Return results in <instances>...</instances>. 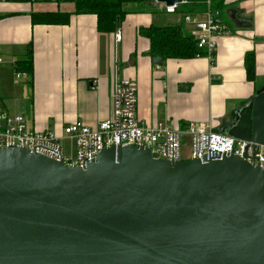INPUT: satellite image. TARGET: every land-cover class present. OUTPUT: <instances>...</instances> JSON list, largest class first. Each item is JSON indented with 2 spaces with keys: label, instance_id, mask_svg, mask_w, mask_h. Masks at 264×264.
I'll use <instances>...</instances> for the list:
<instances>
[{
  "label": "water",
  "instance_id": "95a60500",
  "mask_svg": "<svg viewBox=\"0 0 264 264\" xmlns=\"http://www.w3.org/2000/svg\"><path fill=\"white\" fill-rule=\"evenodd\" d=\"M225 134L264 146V88ZM247 156L171 162L125 146L68 167L0 149V264H264V172Z\"/></svg>",
  "mask_w": 264,
  "mask_h": 264
},
{
  "label": "crops",
  "instance_id": "0c3cea01",
  "mask_svg": "<svg viewBox=\"0 0 264 264\" xmlns=\"http://www.w3.org/2000/svg\"><path fill=\"white\" fill-rule=\"evenodd\" d=\"M220 1L250 26L237 29L223 23L228 33L216 40L210 63L201 56L166 61L148 56L149 41L140 30L178 27L189 35L192 28L180 19L181 13L167 14L156 1L145 13L126 15L114 31L99 32L94 15L72 16L67 25L31 21L32 14L72 13L70 3L4 0L0 108L9 116L23 117L29 131L53 134L63 154L72 158L73 143L64 135L65 127L81 122L95 128L105 121L113 85L130 79L137 86V116L145 126L162 124L184 132L191 123L225 134L240 108L264 87V0ZM116 31L121 33L119 42ZM29 44L31 84L26 74L14 70L27 56ZM248 52L254 54L255 83L245 75L243 58ZM17 105V115L9 114Z\"/></svg>",
  "mask_w": 264,
  "mask_h": 264
},
{
  "label": "built area",
  "instance_id": "2783aa9c",
  "mask_svg": "<svg viewBox=\"0 0 264 264\" xmlns=\"http://www.w3.org/2000/svg\"><path fill=\"white\" fill-rule=\"evenodd\" d=\"M3 1L0 0V3ZM205 4L207 6L205 13L180 14V19L192 26L189 35L195 40L197 49L203 50L206 53L205 57L213 63L216 40L226 35L228 29L219 19V14L210 10V0H206ZM179 6L180 4H175L165 7V12L179 13ZM114 39L120 41L119 31L115 32ZM1 62L0 58V64ZM19 76L16 75V78ZM63 133L73 143L72 158H67L63 154L53 134L29 131L23 117L9 116L0 108V149H27L68 167H82L110 147H141L150 150L158 158L171 162L201 160L210 154H232L242 157L244 148L248 147L246 161L264 172V146H258L256 154L253 155L249 142L238 141L202 125L190 123L184 132L162 124L145 126L137 116V86L130 79H122L113 85L110 115L105 121L95 128L75 122L65 127ZM184 134L189 139L185 159L182 158L180 147V137Z\"/></svg>",
  "mask_w": 264,
  "mask_h": 264
},
{
  "label": "trees",
  "instance_id": "16d2710c",
  "mask_svg": "<svg viewBox=\"0 0 264 264\" xmlns=\"http://www.w3.org/2000/svg\"><path fill=\"white\" fill-rule=\"evenodd\" d=\"M29 3H47L52 0H16ZM155 0H54L56 3H70L72 13L54 12L32 14L33 24L43 25H67L72 16L94 15L96 17L97 30L99 32H112L122 19L128 14L145 13L147 6ZM206 0H184L179 6L178 12L184 15H201L206 12ZM210 10L217 12L219 17L225 15L227 7L220 0H210ZM150 11V10H149ZM149 41L148 56L152 59L188 60L197 57H205L206 53L196 47L195 40L187 34H183L178 27H149L139 32ZM31 45L27 48V56L18 61L15 72L24 73L32 78V51ZM243 66L246 79L255 83L254 54L248 52L244 55ZM264 81V80H263ZM264 85V83L262 84ZM264 88V87H263ZM262 89L257 90L259 92ZM256 92V94H257Z\"/></svg>",
  "mask_w": 264,
  "mask_h": 264
},
{
  "label": "rangeland",
  "instance_id": "374dc122",
  "mask_svg": "<svg viewBox=\"0 0 264 264\" xmlns=\"http://www.w3.org/2000/svg\"><path fill=\"white\" fill-rule=\"evenodd\" d=\"M220 19L221 21L224 23V24H227L229 25V27L232 26L231 22L227 19V17L223 14L220 16ZM1 66V65H0ZM19 106L17 105L16 107H14L12 110H9L11 115H17L16 113H18V109ZM12 112V113H11ZM16 112V113H15ZM188 144H189V139L186 135H182L180 137V147H181V152H182V158L185 159L186 158V151H187V147H188Z\"/></svg>",
  "mask_w": 264,
  "mask_h": 264
}]
</instances>
